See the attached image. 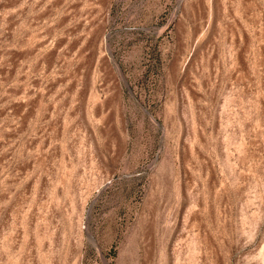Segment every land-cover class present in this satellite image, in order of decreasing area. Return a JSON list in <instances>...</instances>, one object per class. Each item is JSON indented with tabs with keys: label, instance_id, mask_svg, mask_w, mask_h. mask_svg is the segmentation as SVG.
Instances as JSON below:
<instances>
[{
	"label": "rangeland",
	"instance_id": "rangeland-1",
	"mask_svg": "<svg viewBox=\"0 0 264 264\" xmlns=\"http://www.w3.org/2000/svg\"><path fill=\"white\" fill-rule=\"evenodd\" d=\"M0 264H264V0H0Z\"/></svg>",
	"mask_w": 264,
	"mask_h": 264
}]
</instances>
